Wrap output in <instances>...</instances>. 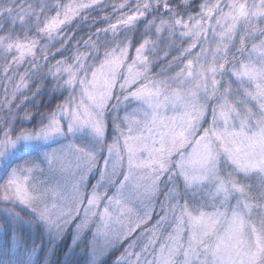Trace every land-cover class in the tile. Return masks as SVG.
I'll return each instance as SVG.
<instances>
[{"label": "snow or ice", "instance_id": "1", "mask_svg": "<svg viewBox=\"0 0 264 264\" xmlns=\"http://www.w3.org/2000/svg\"><path fill=\"white\" fill-rule=\"evenodd\" d=\"M195 7L194 0H0V108L44 69L70 90L39 127L0 128V155L20 141L63 135L65 122L69 132L91 129L107 153L101 166L95 151L76 144L45 152L11 170L0 201L24 205L53 235L74 221V239L91 229L96 260L127 241L121 264H264V0ZM97 9L101 26L82 36L66 30L77 18L95 24ZM140 21L149 34L139 43L120 35ZM89 61L98 65L91 80ZM121 67L119 92L114 75L98 87L102 74ZM131 100L139 107L115 115L116 135L104 142L106 112ZM190 141L195 147L182 154Z\"/></svg>", "mask_w": 264, "mask_h": 264}, {"label": "rangeland", "instance_id": "2", "mask_svg": "<svg viewBox=\"0 0 264 264\" xmlns=\"http://www.w3.org/2000/svg\"><path fill=\"white\" fill-rule=\"evenodd\" d=\"M105 75H109V73L101 75L98 84V87L100 88H103L104 86ZM117 92H119V90ZM113 103H115V101H113ZM138 107L139 102L131 100L130 103H121L117 108H110L109 111L106 112V134L104 137V142H110L116 135V130L113 126V117L117 114L122 116L126 112H132ZM65 129L66 130L63 135L54 136L48 140L20 141L16 145L10 146L3 155H0V165H4L5 163H7L9 158L14 154V151L20 146H28L30 144L37 143L42 146V156L45 152H48L55 148H60L69 144L79 145L86 150L95 151L98 160L100 161V165L102 166L103 160L106 157L107 153L101 146V143L97 142L98 138L95 137L91 129L87 127L77 128L69 132L67 131V122H65ZM80 133L83 134L82 144L76 142V137ZM100 170L101 168L98 167L89 175L85 185L86 190L90 191L92 186L97 182V180L99 179ZM252 181H255V177H252ZM177 182L179 183L181 190H183V181L180 178H177ZM106 190L108 194L111 195L115 191V187L108 186ZM28 217H33V221H28ZM19 226L22 228H25V226H29L32 228L33 234H35L36 236L37 234H40V240L37 242V244H34V242L26 244V242L21 241L24 237L22 235L25 233L17 232L16 228H19ZM5 228H9V230H12V232L10 233V238L6 237L7 235ZM77 235L78 234L75 232V221L67 227L62 235H53L42 221L34 219L31 211L24 205L20 204L19 202L13 203L11 201H0V250L8 254H15L14 256H11V264H31L29 261L32 260L35 256L37 257L38 254H46V252H52L51 249L55 246L56 248H58V243L62 242V252L64 251L66 252V254L69 253V255L76 256L78 258H86V262H84V264H102L103 262H110L111 264H121V262L116 261V257L119 256L121 252H123L127 241L117 244L107 253V255L103 256L99 260H96V258L90 252L89 248V241L93 238L92 230L89 229L83 234V236H80L78 239H74V236ZM42 236L45 238L44 242L41 241ZM101 242V238L96 237V243L100 244ZM42 249H44L43 253H41ZM63 254L65 256V253ZM59 260L60 258L57 257L56 261L59 262ZM36 261L37 260H35V262Z\"/></svg>", "mask_w": 264, "mask_h": 264}, {"label": "trees", "instance_id": "3", "mask_svg": "<svg viewBox=\"0 0 264 264\" xmlns=\"http://www.w3.org/2000/svg\"><path fill=\"white\" fill-rule=\"evenodd\" d=\"M36 2H38V0H36ZM199 3L200 0H194V4L196 7L190 10H198ZM110 10L111 5H109L108 8L105 9V11ZM159 14L162 15L163 12H160ZM90 15L93 17H100V19H97L96 23L92 24L89 20H80L79 18H77L67 26L66 30L73 31L75 36H82L86 35L90 30H94L96 27L101 26L106 22L103 20L98 9L92 11ZM145 23V21H140L137 22V24L130 30L122 29L120 35L124 36L125 34H128L131 36L132 42L134 44L139 43L145 35L149 34L145 28ZM34 32V28L29 30V34H32ZM172 54H175L174 50ZM160 63H162V61L159 60L154 63L153 71H158ZM22 70L23 68H21V71ZM69 91L70 90L66 86L61 87L56 79L47 73L46 69L32 75L28 89L21 90V93L17 94L16 99L13 101L10 107L4 106L0 108V128L10 126L13 131H15L22 127H39L43 122L46 121L48 114L52 112L58 104L62 103L67 98ZM2 95L3 90L0 89V96ZM25 110L31 112V118H23L22 113ZM76 142L79 144L83 143L82 133L78 134V136L76 137ZM41 147L42 146H40L39 144L33 143L28 146H20L18 149H16L7 163H5L4 165H0V182H3V180L7 178L12 168L17 167L25 161H42L43 156ZM16 230L18 233H25L22 235L24 237L21 241L26 242V244H30L32 242H34V244H37V242L40 240L39 236L41 235L37 234L36 236L35 234H33V230L29 226H25V228L19 226V228H16ZM5 231L7 235L6 237L10 238V233L12 232V230H9V228H5ZM44 240L45 238L42 236L41 241L44 242ZM58 244L59 247L56 248L55 246L51 249L52 252L50 253L46 252V254H44V249H42L41 253L43 254H38L37 257L35 256L29 262L31 264H84V262H86V258H78L76 256L69 255V253L66 254V252L64 251L62 252L63 242ZM63 253H65V256ZM14 255L15 254H8L0 250V264H11V256ZM57 257L60 258L59 262L56 261ZM35 260L37 261L35 262ZM102 264L111 263L103 262Z\"/></svg>", "mask_w": 264, "mask_h": 264}, {"label": "clouds", "instance_id": "4", "mask_svg": "<svg viewBox=\"0 0 264 264\" xmlns=\"http://www.w3.org/2000/svg\"><path fill=\"white\" fill-rule=\"evenodd\" d=\"M107 3H110L111 0H106ZM5 54V50L4 49H0V57H2L3 55ZM98 65H93L91 61H89V64L86 66L85 70L87 72V76H88V79L91 80V73L93 71H95L96 67ZM126 67H121L120 69H118L115 73H109V76H113L115 77V79L113 80V84L114 86H116V90L118 91L119 90V87H118V84L119 83H123V80H122V77L124 75H126ZM249 128H251V125L249 126ZM192 147H195V144L194 142L190 141L189 145H185L184 149L181 150V153L182 154H186L188 152H191L192 150ZM146 155V154H145ZM227 167V166H225ZM91 191V190H90ZM88 190H86V188L82 189V193L83 194H87L88 192H90ZM251 223V222H249ZM227 227V224H226V221L222 220L219 224H217L216 226V233L220 234V235H223L225 229ZM257 227H259V225H257ZM216 239V235L213 234L212 236V240H215Z\"/></svg>", "mask_w": 264, "mask_h": 264}]
</instances>
